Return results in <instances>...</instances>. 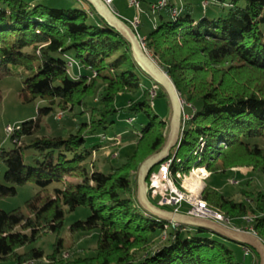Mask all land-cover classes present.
Instances as JSON below:
<instances>
[{
    "label": "trees",
    "instance_id": "obj_1",
    "mask_svg": "<svg viewBox=\"0 0 264 264\" xmlns=\"http://www.w3.org/2000/svg\"><path fill=\"white\" fill-rule=\"evenodd\" d=\"M159 1L147 2L152 8ZM207 1L225 14L195 19L184 7L173 17L175 6L170 3L154 14L156 26L143 40L147 53L172 79L184 108L192 109L183 122L180 145L171 152V170L179 184L176 175L196 167L206 168L210 176L251 169L264 179V0ZM70 59L78 65L71 67ZM9 76L22 79L23 104L44 105L10 136L14 147L0 151L6 167L0 197L15 196L27 184L38 190L26 202L27 212L0 210V264L38 263L45 258L47 264H237L226 239L218 234L175 226L140 207L138 170L162 149L170 124L154 112L151 86L159 88L155 98L166 97L169 105L170 101L138 66L128 42L92 7L65 9L0 0V86ZM143 77L151 86L142 92ZM124 94L142 97L127 107L147 119L137 133V148L109 173L90 170V160L101 147L88 148L87 139L111 128L118 112L114 104ZM95 96L97 104L90 106L87 100ZM2 102L0 87V107ZM77 108L90 117L75 132L40 134L44 118ZM102 137L105 147L116 139ZM72 175L79 181L69 180ZM241 193L246 202L206 185L202 198L232 221L249 218V227L264 241V192L243 188ZM79 208L90 215L76 221L71 232L97 231L95 255L66 257L60 236L50 254L34 247L49 233L59 232L67 213ZM164 236L166 241L154 250Z\"/></svg>",
    "mask_w": 264,
    "mask_h": 264
},
{
    "label": "rangeland",
    "instance_id": "obj_2",
    "mask_svg": "<svg viewBox=\"0 0 264 264\" xmlns=\"http://www.w3.org/2000/svg\"><path fill=\"white\" fill-rule=\"evenodd\" d=\"M27 3L33 0H23ZM148 0L141 1V10L147 9L149 7ZM172 3L176 2L177 7L181 8V4L186 6L187 11L190 12L195 19H199L203 15L205 16H223L225 13L222 9L217 6L213 1L207 0H170ZM207 2V4H204ZM48 7L54 8H71V9H82L87 6V3L77 2L75 0H48L44 3ZM119 5L121 9L129 11L130 14L133 10L130 9L128 0H119ZM136 15L140 18L141 29L145 31H151L153 18H157V15H147L146 13H139L136 8ZM151 13V12H150ZM92 15V14H90ZM71 62V60H70ZM72 70V68H71ZM151 81L143 77V88L150 89ZM1 91L3 93V102L0 107V151L1 149L10 150L14 147L10 139V135L7 133L8 126H16L23 123L24 121L31 120L36 117L37 110L39 107L44 105V103H31L23 104L20 101V92L23 87V81L20 77L9 76L2 80ZM149 99L151 101L152 108L154 112L163 120H171V106L168 103L166 97L155 98L159 88L156 86H151ZM97 97L89 98L87 100L90 106H95L97 104ZM139 94H124L120 95L115 104L114 108L118 110L115 115V123L111 128L99 136L90 137L87 139L86 146L88 148L94 146H100L101 149L97 151L92 159L90 160V170L98 169L102 172L109 173L112 168L121 167L127 159L132 156L137 148V133L147 124V119L143 115L135 116L127 107L131 101H138L141 99ZM88 111V109H87ZM192 109L189 106H185L184 112L185 116L188 118ZM82 108H77L74 112L64 113L62 111H57L47 118H44L42 122L41 135L48 136H64L67 133H73L78 129V126L82 123L89 121L90 113L83 114ZM102 136H106L107 139L116 138L118 141H114L113 144L104 146L106 144L103 141ZM262 143V142H261ZM264 146V143H262ZM92 166V167H91ZM158 168H154L157 170ZM240 169L239 172L236 170ZM6 167L2 160L0 159V182H4ZM138 175V173H137ZM136 176V175H135ZM71 181H79L76 176L72 175L68 178ZM249 184V185H248ZM206 185L211 188L218 190L227 197H232L237 201H245V197L241 193V189H246L249 191H262L264 192V179L262 175L257 172H253L251 169L236 168L233 173H228L226 175H213L210 176L204 183V189ZM38 190L32 184H27L20 186L17 189V194L11 197H0V210L10 212L12 210L22 208L27 212L26 202L29 201ZM204 191V190H203ZM249 202V201H248ZM217 210V209H216ZM220 211V210H218ZM222 212V211H220ZM223 213V212H222ZM224 214V213H223ZM90 211L79 208L73 213H67L63 228L57 233H49L46 237L40 240L34 247H39L44 249L46 254H50L53 251V244L56 238L60 236L65 240V246L67 249L66 257H79L85 255H95V249L98 240V232L94 231L92 233H72L71 226L79 220H85L89 217ZM250 219L246 220H235L232 221L234 226H238L245 231L255 233L249 227ZM230 226V225H229ZM256 234V233H255ZM257 235V234H256ZM166 241V236L158 239L154 245V250H157L163 242ZM224 243L234 252L235 262L237 264H250V257L246 255L244 249L240 245L224 241ZM69 249V250H68ZM24 251V250H22ZM28 264H47L46 258L41 262H29Z\"/></svg>",
    "mask_w": 264,
    "mask_h": 264
},
{
    "label": "water",
    "instance_id": "obj_3",
    "mask_svg": "<svg viewBox=\"0 0 264 264\" xmlns=\"http://www.w3.org/2000/svg\"><path fill=\"white\" fill-rule=\"evenodd\" d=\"M94 9L96 14L113 30L119 33L131 46L133 57L141 70L164 89L171 105V120L169 133L162 149L147 158L138 170L137 201L140 207L152 217L171 223L175 226H187L210 230L242 247L254 250L259 256V264H264V241L255 233L235 228H229L211 219L201 218L190 214L174 212L155 204L149 196L148 178L151 171L171 157L173 149L178 148L183 131L184 106L180 95L170 78L161 66L147 53L144 42L138 33L121 18L103 0H82Z\"/></svg>",
    "mask_w": 264,
    "mask_h": 264
},
{
    "label": "built area",
    "instance_id": "obj_4",
    "mask_svg": "<svg viewBox=\"0 0 264 264\" xmlns=\"http://www.w3.org/2000/svg\"><path fill=\"white\" fill-rule=\"evenodd\" d=\"M75 1L82 2V0ZM103 1L110 7L114 2V0ZM128 1L130 7L136 8L139 13L142 12L139 0ZM169 6V0H161L157 5L152 6V12L155 14L157 11L163 10ZM181 11V8L175 6L171 10V15L176 17L180 15ZM128 24L138 33V29L141 25L140 18L138 16H136V18L131 22H128ZM70 60V66L73 67L76 62L73 59ZM187 119L188 118L185 114H183V122ZM20 129L21 124L14 127L8 126L7 133L11 136ZM102 139L105 138L102 137ZM116 140L118 141L119 139H114V141ZM172 163L173 159L170 157L165 162L157 166V170L153 169L151 171L148 178L150 199L164 209L211 219L229 228H233L232 220L228 219L222 212L210 207L208 202L202 198L204 187L199 186L196 181L199 180L204 184L210 177L211 173H209L204 167L193 168L189 174L178 173L176 178L181 180V183L179 184L173 176L171 170ZM245 219L248 220L249 218ZM245 253L246 255H250L253 252L249 248H245Z\"/></svg>",
    "mask_w": 264,
    "mask_h": 264
},
{
    "label": "crops",
    "instance_id": "obj_5",
    "mask_svg": "<svg viewBox=\"0 0 264 264\" xmlns=\"http://www.w3.org/2000/svg\"><path fill=\"white\" fill-rule=\"evenodd\" d=\"M48 0H33L32 2H29L31 5H36V4H44L45 2H47ZM170 1V0H169ZM183 1V0H182ZM170 3H172L171 1H170ZM174 6H176L177 4H176V2H174V3H172ZM204 4H207V2H205ZM178 6V5H177ZM181 9H184V7H186L185 5H183V3L181 4ZM111 8L113 9V11L114 12H116L121 18H123L124 20H126L127 21V23L128 22H131L132 20H134L135 18H136V11L134 10V7H130V9L131 10H133V13L132 14H130L129 13V11L127 10V11H125L124 9H121L120 8V5H119V0H114V2H113V5L111 6ZM146 13L147 15H154L153 14V12H152V8L151 7H148L147 9H144V10H142V12L141 13ZM151 12V13H150ZM141 22V21H140ZM156 18H153L152 19V21H150V23L152 24L151 26H152V28L151 29H154L155 28V26H156ZM142 26V24L140 25V27ZM150 32V31H149ZM149 32L148 31H145V30H143V29H141V34L139 35L140 36V38L142 39V40H144L146 37H147V35L149 34ZM76 65H78L77 63H76ZM75 71V70H74ZM240 171V169H238V170H236V172H239ZM232 227L233 228H236L234 225H232ZM236 229H241V228H236ZM243 249H244V251H245V248L243 247ZM249 257H250V264H259V260H258V258L256 257V255L255 254H250L249 255Z\"/></svg>",
    "mask_w": 264,
    "mask_h": 264
},
{
    "label": "bare ground",
    "instance_id": "obj_6",
    "mask_svg": "<svg viewBox=\"0 0 264 264\" xmlns=\"http://www.w3.org/2000/svg\"><path fill=\"white\" fill-rule=\"evenodd\" d=\"M196 182H197V184H198L199 186L204 187V184L201 183L199 180H197Z\"/></svg>",
    "mask_w": 264,
    "mask_h": 264
}]
</instances>
